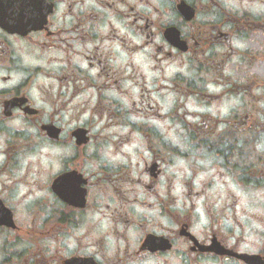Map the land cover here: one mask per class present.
<instances>
[{
	"label": "flooded vegetation",
	"instance_id": "1",
	"mask_svg": "<svg viewBox=\"0 0 264 264\" xmlns=\"http://www.w3.org/2000/svg\"><path fill=\"white\" fill-rule=\"evenodd\" d=\"M0 264H264V0H0Z\"/></svg>",
	"mask_w": 264,
	"mask_h": 264
}]
</instances>
